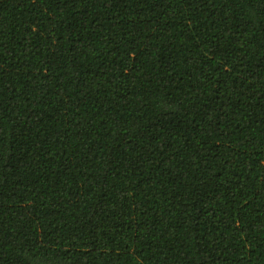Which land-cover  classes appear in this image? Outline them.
Masks as SVG:
<instances>
[{"label": "trees", "instance_id": "1", "mask_svg": "<svg viewBox=\"0 0 264 264\" xmlns=\"http://www.w3.org/2000/svg\"><path fill=\"white\" fill-rule=\"evenodd\" d=\"M0 264H264V0H0Z\"/></svg>", "mask_w": 264, "mask_h": 264}]
</instances>
